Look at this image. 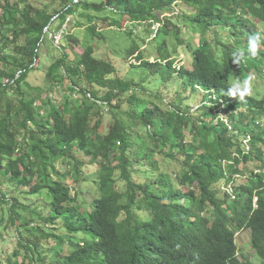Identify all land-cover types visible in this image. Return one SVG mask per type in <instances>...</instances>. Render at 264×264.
Listing matches in <instances>:
<instances>
[{
    "label": "trees",
    "instance_id": "trees-1",
    "mask_svg": "<svg viewBox=\"0 0 264 264\" xmlns=\"http://www.w3.org/2000/svg\"><path fill=\"white\" fill-rule=\"evenodd\" d=\"M34 1L0 0V185L15 192L9 199L0 191V203L9 223L36 229L0 264H264V174L233 179L244 175L247 162L264 164V128L257 120L251 127L264 115V97L260 89H243L253 86V75L264 78V0ZM181 3L190 8L179 17L200 30L197 45L180 36L177 21L159 19ZM70 16L75 29L87 24L85 35L104 44L96 20L118 29L106 39L129 42L127 63L135 72L124 76L103 57L106 48L88 41L75 52L82 39L67 28ZM138 30L152 36L148 41L164 36L153 61L140 48ZM171 33L190 52V69L177 67L173 45L168 51ZM48 51L59 55L44 64ZM158 71L168 88L177 86L172 107L155 102L138 112L144 101L137 89ZM38 72L46 87L31 81ZM57 89L67 92L60 104L51 99ZM199 90L203 103L195 112L179 92L189 102ZM234 107L240 109L235 116ZM105 108L114 118L109 129L103 128ZM161 160L179 168L163 172ZM89 164L96 169L91 180L83 172ZM17 194L35 196L29 206L44 203L46 212L34 209L37 220L58 221V227L20 222L21 211L32 210ZM242 230L259 263L248 252L238 258ZM41 236L52 240L42 251Z\"/></svg>",
    "mask_w": 264,
    "mask_h": 264
},
{
    "label": "rangeland",
    "instance_id": "rangeland-1",
    "mask_svg": "<svg viewBox=\"0 0 264 264\" xmlns=\"http://www.w3.org/2000/svg\"><path fill=\"white\" fill-rule=\"evenodd\" d=\"M34 1V0H33ZM41 1H45V0H41ZM47 2H53V6H57L58 1H54V0H46ZM35 2V1H34ZM186 8H190L187 5L184 4H180V5H174L173 7L166 9L162 12L158 13L159 19L164 20L165 18L169 17L171 18V20L177 21V26L181 29L180 31V36L184 37L186 39L187 44L190 45H197L198 41H199V36H200V30L198 28L190 29L191 26L189 25V22L184 21V19L182 17H179L180 15H182L183 11L186 10ZM178 16V17H177ZM74 19L72 16H70V21H68L67 24V28H70L72 31L75 30L76 35L78 38H81L82 41L75 46L74 50L75 52H81L82 51V47L84 44H86V42L83 41H88V43H93L96 46H99V48H106V52L103 54V57H105L106 59H111L113 61V63L116 65V68L119 69V71H121L123 73L124 76L126 75H130V70L134 71L136 70V66L134 67H130L127 63L128 60V53H127V45L128 44L126 42H122V46L118 43V39H106L108 36V33L111 31H115L118 32L119 30L114 28V27H109L108 26V22L105 20H102V18L97 19L96 20V24L99 27V29L103 32V34L105 35L104 37V41L106 42L105 44L103 42H100V38H96L94 37H90L87 35H85L87 33V31H85V28L87 26V24H83L81 25L80 28L75 29L73 27L74 25ZM183 21V22H182ZM256 23V28L259 31H263V27L259 24V22L257 20H254ZM162 23V21H161ZM161 23H155L152 24L153 28L155 30H157V28L159 27V25ZM144 25H142L141 29H144ZM142 30H138V34L140 36V40H139V45L141 50L144 49L143 51L146 52V57L149 61H153L155 58H157L158 55H156L157 51H154L153 49H156L157 45L161 46L162 45V40L164 37L159 36L158 39H156L155 41H148L150 40V38H152V36H149V34H147L148 36H146L147 38H145V31ZM214 32V30H213ZM154 32H152L153 34ZM84 34V35H82ZM222 36L226 35V32H222ZM208 35H211V32L208 31ZM120 37H122L124 40H128V37H123L121 35H119ZM169 37V45H168V51L171 52L172 50V46L173 45V51L174 54L173 56L175 57V64L177 65V67H179L180 65H184L187 69H190L191 67V57H190V52L188 50H186V46L185 43L182 44L181 42H178L177 39L173 38L172 33L171 35H167ZM57 39L60 38V35L58 34ZM84 38V39H83ZM145 39V40H144ZM148 41L147 44H143L144 41ZM57 44V42H55ZM66 42L64 41L63 44H65ZM62 44V42H61ZM143 44V45H142ZM117 45V47H116ZM142 46V47H141ZM149 46V49H147ZM152 48V49H150ZM164 48V47H163ZM70 52H73L72 50H70ZM139 51H137L135 53V55H137ZM59 55V53H56L55 51H48L47 56L44 58V64L45 63H49L50 62V57H52L53 59H55L57 56ZM134 55V59L133 61L136 63V57ZM122 65V66H120ZM162 65H160L161 67ZM263 73H264V68H263ZM173 76V74H172ZM172 76L169 80V84L170 81L172 80ZM254 76V77H253ZM252 79L250 81V84H253V86L251 87L246 85L245 86V94H251L255 89L257 90H261V96L264 97V78L258 75H253ZM44 75L43 73H34L31 76V81L34 83H38L41 84L42 86L46 87V82H44ZM164 78L162 76V73L160 71L155 72V73H148L146 79H145V88L146 90H144L143 88H139L137 89V95H139V97L144 101L143 103H140L141 106H139L138 108V112L141 111V107L143 105L146 106H152V104H160V106L163 109H168L170 107H172V103H173V99L175 98V96H177L176 92V88L177 86H171V87H167V85H165V81H163ZM167 87V88H166ZM147 92L149 94H147ZM67 93L66 91H64V89H57L55 92H53V97L51 99H53V101L57 102V104H60L64 101V94ZM181 94V97L183 98L185 96L186 101L185 103L188 104L192 111L194 110L196 112L197 107L201 104L202 101V91H198V96L196 97L195 95L190 97L191 100H189V102H187L188 96H186L185 93L183 92H179ZM159 94V98H156L154 95ZM126 99V95L122 96V100H121V104H122V108H126V106L128 105L127 103H124L123 101ZM123 102V103H122ZM129 107V106H128ZM98 106L94 107V110H97ZM127 109V108H126ZM103 118H104V124H103V128H107L109 129L113 123H114V118L112 117V115H110V110L107 111V109H103ZM107 111V112H105ZM227 114H229L228 110H226ZM229 116V115H227ZM254 118V117H253ZM252 118V119H253ZM228 118L226 117L225 120H227ZM258 120L260 122V125L262 126V128H264V115H258L254 118V120H251V127L255 128V121ZM242 138V137H241ZM246 137H244L245 139ZM244 139L242 140V144L244 146V148L247 146L248 144V140L244 141ZM157 157H160V155H156ZM161 169L163 170V172H168L170 174V172H173L174 169H178L179 168V163L177 162H168V163H164L163 160H161ZM256 162L255 161H251V162H247L244 165V167L247 169L246 171H244V175H240V174H236L235 175V181L240 183L242 181H244L241 177L244 176H250L252 175H257L256 172L258 171V167H256ZM258 163V162H257ZM260 165H262V163H260ZM227 166V165H226ZM257 169V170H256ZM83 172L86 174V178L88 180H91L92 178H95V172L96 169L95 167H93L92 164L87 165L86 167H84ZM250 172H252L250 174ZM258 174H262V173H258ZM70 182V181H69ZM73 181L70 182L69 184L73 185ZM245 183V182H244ZM85 186L87 188H89L90 190H92L93 192H95L94 186H92L91 184H85ZM222 190H231V187L229 184L227 185H222L221 186ZM0 191H6L7 195L6 198H11L12 197V193L15 194V192L9 188L8 185L3 184L0 185ZM18 199L20 200L21 203H23L24 205H28L29 201H34L36 200V197H32L30 200H27L23 195H19L17 194ZM29 206V205H28ZM44 203H39L36 204L34 203L32 206H29V211H31V214H27L26 210H22L21 211V216H19V221H26V219H31L33 220L34 223H31L32 225H38L39 227L42 228H53L55 225L58 227L59 224H50V223H46L43 219H39L37 220L36 218V211H34L35 208H39L40 210H45L44 208ZM6 208V204H2L0 203V263L1 262H6L8 257L13 255L14 251H18L17 248L18 246L17 241L19 239L21 240H25L26 238H30V236L32 234L36 235V229L29 226L26 231L24 230V227H21V229H18L15 225H17V223H9V213L8 211H5L4 209ZM3 210L5 211V214L3 212ZM46 212V211H44ZM20 215V214H19ZM39 221V222H38ZM38 235V234H37ZM236 237H237V246H238V258L243 260L244 259V253L248 252L250 254V256H253L255 254V252L251 249V247L249 246V232L247 230H242V231H238L236 233ZM35 238V236L33 237ZM39 238V243H40V250H44L47 249V247L49 245L52 244V240L50 239V237L48 236H41L38 237ZM21 252V253H20ZM18 253L17 256H15L17 260H22L24 254L22 255V249ZM49 252V251H48ZM249 258V257H248ZM29 260L32 262L33 260L36 261V263H40L38 260L36 259H32L29 258ZM253 263H259L260 260L257 256H253L251 258V261Z\"/></svg>",
    "mask_w": 264,
    "mask_h": 264
},
{
    "label": "clouds",
    "instance_id": "clouds-1",
    "mask_svg": "<svg viewBox=\"0 0 264 264\" xmlns=\"http://www.w3.org/2000/svg\"><path fill=\"white\" fill-rule=\"evenodd\" d=\"M254 77V76H253ZM243 89H245V87H243ZM200 91V90H199ZM245 91V90H244ZM203 93H204V91H202ZM196 95L198 96V92L196 93ZM202 99H203V96H202ZM232 100H235V97H233V99ZM203 102L201 101V104H202ZM200 104V105H201ZM199 105V106H200ZM239 111H240V109L239 108H237V107H234V116L237 114V113H239ZM220 116H221V114H220ZM221 117H223V116H221ZM227 116H224V119L226 118ZM225 121H227V120H225ZM258 121V120H257ZM246 140H248L249 141V137L247 136L245 139H244V141H246ZM248 145V144H247ZM245 148H247V146L245 147ZM263 165V166H262ZM262 165H260L259 167L256 165V167H258L257 169H258V171L259 172H256V174H258V173H262L261 175H263L264 174V164H262ZM262 166V167H261ZM256 169V170H257ZM235 175L237 174H240V173H234ZM235 175L233 176V179L235 178ZM240 175H242V174H240ZM235 180V179H234ZM230 187H231V185H230ZM256 200H257V197H255L254 198V203L256 202Z\"/></svg>",
    "mask_w": 264,
    "mask_h": 264
}]
</instances>
